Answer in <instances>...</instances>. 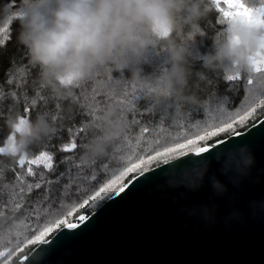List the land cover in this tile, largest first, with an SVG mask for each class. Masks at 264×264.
Segmentation results:
<instances>
[{"label": "clouds", "instance_id": "1", "mask_svg": "<svg viewBox=\"0 0 264 264\" xmlns=\"http://www.w3.org/2000/svg\"><path fill=\"white\" fill-rule=\"evenodd\" d=\"M250 5V0H246ZM217 10V0H21L3 5L0 19L11 16L20 24L17 42L26 50L28 63L39 70L38 82L47 89L59 109L75 100V90L98 78L130 70L131 80H143L138 67L149 49H159L168 57V67L148 76L154 102L180 116L188 107L208 103L198 95L202 85H210L208 73L229 77L255 71V62L264 58V25L226 22L223 36H214L213 52L203 58V71L194 72L190 45L206 37L201 22ZM11 82V81H10ZM13 98L15 96L13 95ZM9 135L0 146V156L27 158L33 146L56 135L57 117L48 112L25 119L19 110L4 117ZM23 121V122H22ZM128 121L119 106L106 105L93 114L90 135L81 146L80 164L93 167L105 159H115L127 140ZM245 166L251 157L241 149ZM0 215V237L12 234Z\"/></svg>", "mask_w": 264, "mask_h": 264}, {"label": "water", "instance_id": "2", "mask_svg": "<svg viewBox=\"0 0 264 264\" xmlns=\"http://www.w3.org/2000/svg\"><path fill=\"white\" fill-rule=\"evenodd\" d=\"M261 121L224 139L216 159L179 169L212 154L190 153L136 176L80 229L61 228L37 245L26 264H264Z\"/></svg>", "mask_w": 264, "mask_h": 264}, {"label": "trees", "instance_id": "3", "mask_svg": "<svg viewBox=\"0 0 264 264\" xmlns=\"http://www.w3.org/2000/svg\"><path fill=\"white\" fill-rule=\"evenodd\" d=\"M20 2L21 0H0V12H2L3 5H18ZM250 6L261 7V0H250ZM221 7L226 8L227 6L221 3ZM221 19L222 14L214 10L207 19L201 22V27L207 36L197 37L196 41L190 45L189 58L194 72L203 71L204 56L213 52L211 38L224 35L227 25L226 21L221 23ZM19 30V22L11 16L6 22L0 19V41H3L0 44V146L9 135L3 117L10 110H19L28 119H34L39 112H48L51 116L57 117L58 131L42 145L33 146L28 156L29 159L35 158L39 152L47 151L53 156V168L50 171L44 169L43 166H33L36 175L29 176L26 173L28 165L26 164L24 169H21L18 164L19 158L10 160L0 156V211L4 213L3 219L11 218L7 220L5 228H11L13 238H15L16 231H20L28 237L34 235L31 226L35 222V217L28 215L32 210L33 203L43 199L45 188L50 193H59L61 185L67 183V180L58 178L61 173L67 172L69 166L78 165L82 174H87L93 169L99 170L104 164H107L110 169H116L127 163L120 159L122 156L130 155L133 160H136L138 157L154 154L156 150L174 142L195 136L199 129L205 126L206 121L217 122V109L222 110L221 115L242 114L248 106L249 89L254 90L257 94L264 92V79L260 76L254 79L252 85H248V74H241L240 79L229 82L223 78V74L208 73L212 83L202 85L201 90L198 91L200 98L206 99L208 103L199 107L188 106L183 110L182 115L174 116L173 109L168 108L166 111V106H160L154 102L148 78L150 75L162 73L168 67V57L163 55L159 49L149 48L138 66L142 70V81L131 80L130 70L114 73L112 79L102 75L98 79L103 83L87 82L83 84L75 90V100L63 102L58 109L49 91L39 85V70L28 63L26 50L17 42ZM128 86H134L137 90L135 100L132 99L133 93L131 87ZM125 88L127 91H124ZM13 93H15V98H13ZM109 104L119 106L125 113L129 125L127 140L124 141V147L117 154V158L105 159L93 167H87L79 162L81 146L91 134L89 124L94 110L96 113L100 108ZM26 108L28 109L27 113L25 112ZM262 118H264V109L258 108L242 123L237 122L234 129L236 132L242 133ZM80 127H83L84 131H80ZM144 127L148 128L147 133L142 131ZM231 135H234L233 131L228 130L205 141H200L199 145H211L217 140H224ZM176 138H179V141ZM72 142L77 144V148L65 152L64 147ZM162 164H164L162 160H156L147 167L151 170ZM75 170L74 168L73 171ZM139 171L140 169L129 173L123 182L128 183L133 177L139 175ZM41 173H43V182ZM18 174L23 180V184L20 186L26 188L28 183L42 182V187L40 189L33 188L31 193L25 191L22 194L23 206L20 209H15L9 204V200L13 191H19L18 187H14L19 183L16 180ZM104 179H106L104 172L99 171L98 180L102 182ZM49 181L51 182L49 183ZM70 191L75 193L72 199L77 202L87 198L88 195L83 191L75 192V186ZM106 201L101 202L96 208L86 206L77 209L69 218L70 222L75 221L76 217L81 214L90 215ZM17 202H20L19 198H17ZM58 231L51 233L46 239L49 240ZM37 245L26 247L24 252L13 258L12 264H19V257L28 255Z\"/></svg>", "mask_w": 264, "mask_h": 264}, {"label": "snow or ice", "instance_id": "4", "mask_svg": "<svg viewBox=\"0 0 264 264\" xmlns=\"http://www.w3.org/2000/svg\"><path fill=\"white\" fill-rule=\"evenodd\" d=\"M221 3L227 7H221ZM261 7L253 8L245 0H217V11L222 14L221 23L230 20L240 19L242 22L264 25V0H261ZM3 41H0L2 44ZM255 71L257 73L264 72V58L258 59L255 62ZM241 74L229 77L227 81H236L240 79ZM264 79V78H262ZM10 83V82H9ZM254 79L251 76L247 78V84L252 85ZM131 87L133 96L132 99L135 100L137 96V90L134 86ZM127 91V88L124 89ZM15 96V93H13ZM35 104L36 101L34 100ZM264 109V92L257 94L254 90L249 89V101L246 110L242 114H224L221 115V109H217V122H205V126L199 129L198 133L193 137H187L183 141L174 142L169 146L163 147L162 149L156 150L154 154H150L144 157H138L133 160L132 157L122 156L120 159L122 161H127L123 166L116 169H110L107 164H104L101 169H93L87 174H82L78 165L69 166L66 173H61L58 179L67 180V183L61 185V189L58 194L50 193L47 188L43 193V199L37 200L33 203L31 212L28 213L29 216L35 217V222L31 226V231L34 235L28 237L22 232L16 231L15 238L13 234H10L7 238L0 237V264H12L14 257L19 256L20 253L24 252L25 248L30 245H47L51 241L46 239L51 233L63 229L75 230L80 229L91 216L81 214L76 217L75 221L70 222V217L79 208H84L86 206L91 208H96L99 204L105 200H113L116 197H120L129 185L132 183L130 180L128 183H124V178L128 176L129 173L135 172L140 169L139 176H143L147 172L148 165L152 161L162 160L164 164H169L173 160H177L181 157H186L190 153L196 157L204 156V154L212 153L211 155L205 156L204 160H188L184 163L179 164L177 167L183 169L185 167H195L196 165H202L207 160L217 158L220 152H212L213 149L219 147V145L226 144L225 140H217L215 143L203 146L199 145L200 141H205L210 137L216 136L219 133L232 130L234 135L239 137L242 135L241 132H236L234 125L237 122L242 123L249 116L257 111V109ZM28 112V109H25ZM95 113V110H94ZM25 118V117H24ZM28 119V118H25ZM23 122V121H22ZM264 123V121H261ZM80 131H84L83 127H80ZM144 133L148 132V128L144 127L142 129ZM259 131V129L257 130ZM234 146L233 148H235ZM77 148V144L72 142L64 147L65 152H70ZM220 151L227 153L230 148H224ZM19 167L24 169L25 164L28 165L26 168V173L29 176H35L36 173L33 170V166H43L46 170H52L53 168V156L47 151H41L35 158L29 159L20 158L18 160ZM76 169L73 171V169ZM103 171L106 179L102 182L98 180V172ZM133 179H138V177H133ZM16 180L19 182L14 187H18L19 191H13L9 204L15 209H20L23 206V193L25 191L31 193L33 188L40 189L43 182V173H41V181L35 184L28 183L25 187L20 186L23 184L21 176L18 174ZM51 181H49L50 183ZM75 186V192H86L87 198H83L80 202H77L72 197L75 195L74 192L70 191ZM19 198L20 202H17ZM3 211H0V215H3ZM29 261V256L23 255L19 257V264H26Z\"/></svg>", "mask_w": 264, "mask_h": 264}]
</instances>
